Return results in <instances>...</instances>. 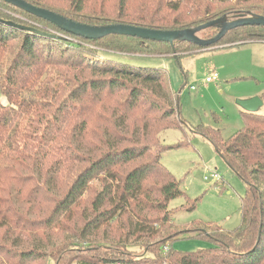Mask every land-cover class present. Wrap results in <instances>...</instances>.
I'll list each match as a JSON object with an SVG mask.
<instances>
[{
	"label": "trees",
	"instance_id": "obj_1",
	"mask_svg": "<svg viewBox=\"0 0 264 264\" xmlns=\"http://www.w3.org/2000/svg\"><path fill=\"white\" fill-rule=\"evenodd\" d=\"M23 1L87 26L157 31L264 17V0ZM254 42H264L263 27L236 28L211 49ZM199 51L125 36L84 40L0 1V264H264V113L242 112L243 127L227 138L192 129L242 180L240 223L231 231L181 223L202 227L183 239L209 247L174 250L173 216L197 202L161 163L184 145L160 141L171 127L185 134L179 99L164 68L108 57ZM177 198L184 204L170 209Z\"/></svg>",
	"mask_w": 264,
	"mask_h": 264
},
{
	"label": "rangeland",
	"instance_id": "obj_2",
	"mask_svg": "<svg viewBox=\"0 0 264 264\" xmlns=\"http://www.w3.org/2000/svg\"><path fill=\"white\" fill-rule=\"evenodd\" d=\"M108 57L138 67L164 68L170 86L180 104V118L187 128L185 134L178 128H168L160 134L167 145L183 142L179 149L162 155V165L180 182L181 189L190 200H197L193 212H176L177 241L172 248L193 252L209 247L200 239H183L202 227L179 225L184 222H209L225 231L235 229L240 223V197L244 192L242 180L231 171L214 147L202 136L192 132L198 125L219 129L224 138L243 127L240 101L264 96V42L240 46L202 50L175 59L169 57H140L110 54ZM212 83L205 80L213 74ZM264 100V99H263ZM7 102L0 92V105ZM264 106L254 114H263ZM216 171L221 182L204 180ZM184 204L182 198L169 202L173 209ZM188 232V233H187ZM183 235H187L184 237ZM46 264H53L48 260Z\"/></svg>",
	"mask_w": 264,
	"mask_h": 264
},
{
	"label": "water",
	"instance_id": "obj_3",
	"mask_svg": "<svg viewBox=\"0 0 264 264\" xmlns=\"http://www.w3.org/2000/svg\"><path fill=\"white\" fill-rule=\"evenodd\" d=\"M9 4L27 14H30L38 19L46 21L55 26L60 31L82 38L89 41H98L110 36H125L137 38L142 41L162 42L167 43L173 48L175 42H185L194 44L202 50L211 49L218 44L221 39L230 31L246 26H260L264 28V17H241L235 20H228L226 17L205 23L194 29H186L181 31H157L149 30L127 25H108V26H87L75 23L58 14L48 10L37 8L23 0H0ZM219 29L218 34L209 40H203L197 37L201 31L209 28ZM239 105L244 110L243 112L254 113L263 105L260 98H252L239 102Z\"/></svg>",
	"mask_w": 264,
	"mask_h": 264
},
{
	"label": "built area",
	"instance_id": "obj_4",
	"mask_svg": "<svg viewBox=\"0 0 264 264\" xmlns=\"http://www.w3.org/2000/svg\"><path fill=\"white\" fill-rule=\"evenodd\" d=\"M218 78L217 74H213L211 77L207 78L205 80V83H212L214 81H216ZM204 180L208 181V182H212L214 184H217L219 182H221V177L216 173V171H212L210 173H208L206 176H204Z\"/></svg>",
	"mask_w": 264,
	"mask_h": 264
}]
</instances>
